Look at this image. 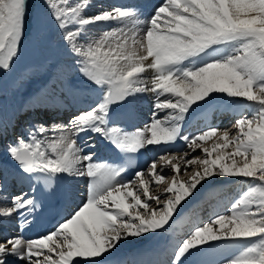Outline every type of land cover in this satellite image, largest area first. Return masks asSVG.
I'll use <instances>...</instances> for the list:
<instances>
[{"label": "snow or ice", "instance_id": "snow-or-ice-1", "mask_svg": "<svg viewBox=\"0 0 264 264\" xmlns=\"http://www.w3.org/2000/svg\"><path fill=\"white\" fill-rule=\"evenodd\" d=\"M43 4L47 12L33 16L30 0H0V75L15 71L30 35L43 41L47 23L74 57L85 88L100 98L68 125L34 124L27 138L6 146L29 191L0 203V217L19 214L30 224L41 207L40 185L52 196L86 181V198L47 234L0 239V264H124L109 257L124 242L168 232L180 206L218 178L236 179L239 194L176 243L170 264H203L205 252L225 250L221 244L235 249L221 264H264V0H163L143 19L134 5L86 15L93 0ZM99 23L116 27L93 35ZM71 68L56 65L52 80L68 79ZM147 94L154 96L151 118L130 130L127 118ZM49 100L58 102L54 83ZM205 106L232 108L237 118L230 128L185 134L192 113ZM88 134L114 146L124 162L99 158ZM178 141L199 154H172L167 146ZM150 146H164V154L126 179Z\"/></svg>", "mask_w": 264, "mask_h": 264}, {"label": "rangeland", "instance_id": "rangeland-1", "mask_svg": "<svg viewBox=\"0 0 264 264\" xmlns=\"http://www.w3.org/2000/svg\"><path fill=\"white\" fill-rule=\"evenodd\" d=\"M106 1L108 2V0H106ZM98 2L104 3L105 7L108 4L107 2L105 3V2H102L101 0H96L93 3L94 6L90 7L87 10L86 15L95 14L96 12L100 11L103 8V7L101 8V5L98 4ZM41 10L47 12V9L43 4V0H35L34 16L37 12H39ZM113 27H116V25L115 24L99 23L96 26V28H97L96 30H93L91 28V32H93V35L95 34L98 36L103 31H107ZM73 60H74V57L69 54L67 48L61 42L59 32H57L54 27H52L46 23L43 41H37L34 36L30 35L25 42V45L23 47V51H22V55H21L20 59L16 62L15 71L8 73L6 75L5 79L8 83L11 91L14 94V98L20 103L21 106H23V105L27 104L26 102H27L28 97L33 96L35 94V92H33V91L39 86V84L44 83L41 81V79L47 80V83H50L52 85V87H53V83H54L56 90H59V91H62L63 89H67L68 87H75V86L85 88L84 78L81 75H79L78 72L75 71L74 66L72 64ZM56 65L72 66L70 74L73 71H75L74 73H72V75H76V76L73 77V79H70V81L66 85H64L61 82V81H65V80L53 81L52 77H53V72H54V68ZM147 75L150 76L151 74L148 73ZM72 84L74 86H72ZM33 88H35V89L33 90ZM88 88L90 89L91 87H88ZM31 89L33 91H31ZM50 90H51L50 88L47 89V91H49V92H50ZM31 92H33V94H30ZM87 99L90 100V103L86 102L88 105L95 103L90 98V94L88 95ZM153 101H154V96H152L150 94L144 95L143 97L140 98V100L138 101L136 108L134 109L132 115L127 118V127L130 130L134 129L135 127H140L143 125L144 122L142 120V116L148 117L147 119L145 118V120H144L145 122L150 120L151 114H152ZM0 103H3V105H4V103L6 104V100L2 99L1 95H0ZM206 107L207 106H205L204 108H206ZM222 107H225V106H222ZM1 108H2V106L0 105V110H1ZM204 108L198 110L195 113H192L191 119L185 125V128H184L185 134L190 135V132H188V128L192 124L191 120L194 117H196L199 114V112L202 111ZM70 110H71V114L68 117H66L65 119H62V120L58 119V120H54V121L53 120H46V119L51 118L50 114H48L46 112H45V114H43V112L40 113L39 116L37 114H35L34 112H33V114H32V112H31V114L25 113V114H23V116H21V121L20 120L17 121V128H16L17 129V135L19 134L18 131H20L23 128V126L27 125V123H28L27 119L29 120L31 118L30 116H32V115H33L32 118L35 121L31 118V120H29V122L31 123V121H33V123L37 124V125H38V123L39 124L42 123L48 128H51L52 127L51 125H54V124L68 125L72 116L74 114L78 113V112L75 113V111H73L72 109H70ZM30 123H28V125H30V126L34 125L33 123H31V124ZM231 125L224 126L221 129L230 128ZM49 134L51 135V133H49ZM88 135H92V134H88ZM81 138L84 140H87V136H85L83 134H82ZM4 139L5 138H3L2 141H4ZM98 139H99V144H98L99 149L97 151L98 157L102 158V159H107V160L117 162L118 152L113 149L115 151V153L110 154L108 151L107 145H111V144H109L107 141L103 140L99 136H98ZM91 142H92V140L89 141V143H91ZM211 144H212V141H209L205 146L211 147L210 146ZM150 147H153V146H150ZM188 150L189 149H187V147H186L183 151L182 150L181 151L170 150V152L174 155H183V152L188 151ZM189 152H190V155H198L199 154V150H197L196 153H191V150ZM162 154H164V153H162ZM162 154H157V156L162 155ZM168 176H169V182H170L171 181V173L170 172L168 173ZM0 177H2V174H0ZM182 178L184 180L188 179L187 176L181 174V179ZM210 183L211 184L207 183L206 185H203V187H201L199 189V190H203L204 192H202V193H204V194L206 193L207 196L201 195V196L197 197L196 199H190V201H188V203L186 205L180 206V208L178 209L179 215L174 217V219L176 220V223L172 224V226L169 228L168 232L161 233L159 235V237L156 238V240L143 242L142 244H139L138 246L136 245L137 243L132 245V246H134V248H132L134 251H131L132 253L131 252H129V253L133 254V252L142 250V249L149 247V246H152V245L163 246V245H167V244L171 243L173 240H175L173 232H175L178 229L180 230L182 223L186 221V219L183 220L182 218H185V217L189 218V217L193 216V213H194V211H195V209L199 203L198 201L202 202V200L204 201V200H206V198H207V200L212 199L213 196L215 195V193L219 191L218 188H220L221 190H224L223 194H227L226 198L224 200L227 202V204H226V209H227L230 206L231 201L234 198H236V196L239 194L240 188H241L240 183L237 180L234 181L233 178H218V179H214V181L210 182ZM208 189H210V190L213 189V190H218V191L210 192V190H209V192H208V191H206ZM156 190H158V189L153 188L152 194L154 193V191H155L154 194H156ZM221 197H223V196H221ZM211 207H212V205H211ZM183 210L186 212H184ZM188 213H189V215H188ZM183 215H185V216H183ZM210 218H208V216H206L204 218L203 222L209 220ZM179 219H180V221L178 222ZM149 235L151 237L152 234H149ZM167 237L170 238L171 240L169 243L166 244L165 239ZM146 239L148 240V238H146ZM137 247H139V248H137ZM124 249H121L120 251H122ZM120 251H119V255L123 256L125 253L120 252ZM206 253H211V251H207L204 254H206ZM77 259H79V258H77ZM211 261H214V259H211ZM220 262H221V260H220Z\"/></svg>", "mask_w": 264, "mask_h": 264}, {"label": "bare ground", "instance_id": "bare-ground-1", "mask_svg": "<svg viewBox=\"0 0 264 264\" xmlns=\"http://www.w3.org/2000/svg\"><path fill=\"white\" fill-rule=\"evenodd\" d=\"M95 1L96 0H93V3ZM101 1L105 2V3L107 2L106 0H101ZM149 1L150 0H108V2H107L108 4L106 5V7H105L104 3L98 2V4L101 5V8L102 7L103 8H111L113 6H121V5H123V6L134 5V6H137L139 8V6H141L142 2L147 3ZM30 3L32 5L33 1L30 0ZM156 3H157L156 0H153V2H152L153 7H155ZM33 6H34V4H33ZM96 26L97 25L91 26V28L93 30H96L97 29ZM92 34H93V32H92ZM74 72L75 71H73L72 73H74ZM72 73L69 74L68 79H66L65 81H61L64 85H66L70 81V79H73V77L76 76V75H72ZM6 75L7 74L0 75V95H1L2 99L6 100V104L4 103V105H3V103H0V105L2 106V108L0 110L1 111L0 112V153L3 152L4 156H7V153L5 152L6 146L13 144L16 141L17 137H19V136H24L25 138H27V136H28L30 126H23V129L18 131L19 134L17 135V129H16L17 128V121H19V120L21 121V115H23L25 113L31 114V112H32V114L34 112L35 114L38 115V113H41L43 111V112H48L50 115L54 114V116L51 120H58V118H56V117L59 116L60 114L67 113L66 116L70 115V111H69L70 102L73 105L72 110L75 112H78L79 109L82 110L84 108H87L89 105L86 102L90 103V100L87 99L88 95L89 94L91 95L90 91H94L92 94L93 97L97 98L98 100L100 98L99 91L95 90L92 87L89 89V88H81V87L75 86V87H70V88L68 87L67 88L68 90H70L71 94L73 95V98H72V100H70V102H68V105H66L65 102H63L59 99H58V102L56 104H52L49 100V95L46 92L47 89L50 88L49 84L47 83V80L41 79V81L44 83L39 84V86L36 89L33 88V90L35 89L34 91L31 89V91L35 92V94L33 96L28 97L26 105L21 106L20 103L14 98V94L11 91V89H10L6 79H5ZM72 86H74V85L72 84ZM33 92H31L30 94H33ZM215 109H216V107L208 108L203 113L202 116L199 115L198 123L202 125L203 123H201V122L205 121V123H208V126H218V127L222 128L224 126H229V125L233 124L235 119L237 118V114H236V111L234 109H231L230 112H227L228 114H226L222 117L219 116L218 118H216L214 116V113H213V111H215ZM217 109H218V111H220L219 108H217ZM67 110H68V112H67ZM32 116H30V117L32 118ZM31 118L29 120H31ZM46 120H49V119H46ZM31 123H33V121H31ZM27 125H28V123H27ZM51 126H53V125H51ZM208 126H206V127H208ZM206 127H203L202 130L205 129ZM194 128H195V126H193L191 128L192 129L191 135L199 132V131H196L193 133ZM4 137H7V139H5L4 141H1ZM91 143L96 144L95 150L97 152L99 149V147H98V144H99L98 136L92 135V142ZM181 146H182V150L187 147L183 143L181 144ZM188 151H190V150H188ZM8 158H10V157H8ZM235 180L236 179H234V181ZM207 183L211 184L210 182H205L204 185H206ZM71 186L76 187L78 189V191H80V189L81 190L85 189L84 183H82V182L73 183ZM28 187H29V183H27V188ZM210 189H208L206 191L209 192ZM218 190H213V189L210 190V192L218 191L215 193V195L213 196L212 199L207 200V198H206V200H204V201L202 200V202L198 201L199 203H198L192 217L182 218L183 220L186 219V221L182 223L180 230L178 229L175 232H173L175 240H173L171 242L172 246L170 247V252H168V251L165 253L160 252V249L158 247H156L155 245H152V246L146 247L142 250H139V251H136L133 253L141 254L142 258H145L149 253H152L157 259L155 261V263H153V264H170V261L172 260V257H173V252H174V248L176 246V243L178 241L182 240L183 238H185V236L192 230V228L194 227V223L197 220H200L203 222V220L206 216H208V218H210L213 214H215V212L217 211V208L220 209L219 206L224 204V202H225L224 200H225L227 194H223L224 190H221L220 188H218ZM16 191H18V189ZM23 191H26V189H23ZM157 191L158 190H156V193H157ZM202 192H204V191L199 190L198 194L195 195L194 199H196L197 197H199L201 195L207 196L206 193L204 194ZM154 193H155V191H154ZM154 193H153V195H155ZM79 196L83 198V196H81V195H79ZM221 196H223V197H221ZM190 199H193V198H189L188 201H190ZM188 201H185L182 205H186L188 203ZM211 205H212V207H211ZM215 206H218V207L215 208ZM71 209L73 210L74 207H72ZM223 211H224V208L222 209V211L219 212V214L223 213ZM184 212H186V211H184ZM188 215H189V213H188ZM183 216H185V215H183ZM179 221H180V219L178 220V222ZM149 237H150V235L147 237L148 240L146 238H141L139 240L133 239V240H129L127 242H124L122 244V246L120 247L119 251L121 249L125 248L124 250H122L120 252H124L125 256L132 255L131 251H134L132 249V248H134V246H132V245L137 243L136 245L138 246L139 244H142L143 242L156 240V238L159 237V235L157 236V235L152 234L151 237L150 238ZM170 240L171 239L168 237L165 239L166 242H170ZM139 247H137V248H139ZM221 247L225 249L223 252L217 253L215 251H211V253L203 254L200 257V260H205L204 264H221L220 260L222 261L225 256L232 255L235 252V249L232 248L231 246L221 244ZM119 251L116 252L114 256H112L113 258L109 257V259L110 260L123 261L124 264H136V263L130 262L129 258H122L121 255H119ZM129 252H131V253H129ZM211 259H214V261L216 263L214 261H211Z\"/></svg>", "mask_w": 264, "mask_h": 264}, {"label": "water", "instance_id": "water-1", "mask_svg": "<svg viewBox=\"0 0 264 264\" xmlns=\"http://www.w3.org/2000/svg\"><path fill=\"white\" fill-rule=\"evenodd\" d=\"M32 11H33V8H32Z\"/></svg>", "mask_w": 264, "mask_h": 264}]
</instances>
